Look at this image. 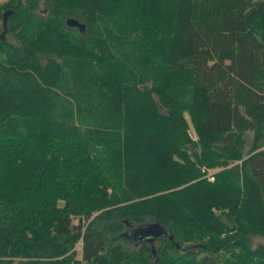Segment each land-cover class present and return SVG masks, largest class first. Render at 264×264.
<instances>
[{
	"label": "trees",
	"instance_id": "trees-1",
	"mask_svg": "<svg viewBox=\"0 0 264 264\" xmlns=\"http://www.w3.org/2000/svg\"><path fill=\"white\" fill-rule=\"evenodd\" d=\"M256 237L264 0L0 2V264H264Z\"/></svg>",
	"mask_w": 264,
	"mask_h": 264
},
{
	"label": "water",
	"instance_id": "water-1",
	"mask_svg": "<svg viewBox=\"0 0 264 264\" xmlns=\"http://www.w3.org/2000/svg\"><path fill=\"white\" fill-rule=\"evenodd\" d=\"M8 14L9 13L6 11L2 15V24L4 30L6 29ZM66 23L69 26L77 27L81 32L84 31V27H85L84 24L75 18H68L66 20ZM132 234L133 236H135V238H133L135 241L145 240L150 244L154 243L155 240H157L160 237H168L169 239L171 238L170 233L156 223L149 224L141 228H136L135 230L132 231Z\"/></svg>",
	"mask_w": 264,
	"mask_h": 264
},
{
	"label": "rangeland",
	"instance_id": "rangeland-1",
	"mask_svg": "<svg viewBox=\"0 0 264 264\" xmlns=\"http://www.w3.org/2000/svg\"><path fill=\"white\" fill-rule=\"evenodd\" d=\"M1 1L2 0H0V2ZM42 9H46V7H42ZM47 13H48L47 10H44L43 14H41V15L46 17ZM190 131H191V124H190ZM210 172H213V171L210 170ZM61 206H62V203H59V207H61ZM253 242H254V244L261 243V242L264 243V240L261 239V238L256 237V238L253 239ZM128 247L129 248H135L133 245H129ZM76 251H77L78 258H80L81 257V244L80 243L77 244Z\"/></svg>",
	"mask_w": 264,
	"mask_h": 264
},
{
	"label": "built area",
	"instance_id": "built-area-1",
	"mask_svg": "<svg viewBox=\"0 0 264 264\" xmlns=\"http://www.w3.org/2000/svg\"><path fill=\"white\" fill-rule=\"evenodd\" d=\"M193 138L195 139L196 137L193 136ZM206 178H207V180H208L209 182H214V176H213L212 173H208V174L206 175Z\"/></svg>",
	"mask_w": 264,
	"mask_h": 264
},
{
	"label": "crops",
	"instance_id": "crops-1",
	"mask_svg": "<svg viewBox=\"0 0 264 264\" xmlns=\"http://www.w3.org/2000/svg\"><path fill=\"white\" fill-rule=\"evenodd\" d=\"M190 134L192 135V137L195 136L194 131H193L192 128H191Z\"/></svg>",
	"mask_w": 264,
	"mask_h": 264
}]
</instances>
